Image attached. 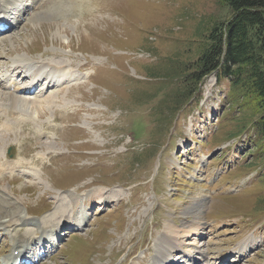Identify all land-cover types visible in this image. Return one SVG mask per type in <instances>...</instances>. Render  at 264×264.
I'll use <instances>...</instances> for the list:
<instances>
[{"label":"rangeland","instance_id":"1","mask_svg":"<svg viewBox=\"0 0 264 264\" xmlns=\"http://www.w3.org/2000/svg\"><path fill=\"white\" fill-rule=\"evenodd\" d=\"M52 1L45 16L27 9L18 27L0 35L4 104L14 92L40 112L16 107L25 111L16 112L22 122L10 131L0 121V206L6 198L28 221L68 232L58 246L43 245L38 264H158L166 253L185 264L182 252L196 251L223 264H235L234 255L237 264H264V159L259 147L252 151L251 126L237 134L245 114L229 100V80L213 71L187 101L172 104L181 79L170 71L196 57L200 24L226 19L228 5ZM23 3L8 6L15 12ZM46 63H63L71 86L24 94L33 82L26 76L20 92L6 88L8 75L20 81ZM79 64L86 66L78 71ZM13 66L21 67L17 77ZM4 207L0 219L13 211ZM86 208V225L72 230ZM12 223L0 230V264L16 232L41 235L37 225ZM241 245L247 251L236 255Z\"/></svg>","mask_w":264,"mask_h":264},{"label":"trees","instance_id":"2","mask_svg":"<svg viewBox=\"0 0 264 264\" xmlns=\"http://www.w3.org/2000/svg\"><path fill=\"white\" fill-rule=\"evenodd\" d=\"M220 2L228 5L229 16L218 22L202 21L196 57L169 73L181 79L172 104L187 101L202 79L216 71L218 78L229 80V100L245 114L235 127L237 134L251 126L252 151L259 147L258 155L264 159V0Z\"/></svg>","mask_w":264,"mask_h":264},{"label":"bare ground","instance_id":"3","mask_svg":"<svg viewBox=\"0 0 264 264\" xmlns=\"http://www.w3.org/2000/svg\"><path fill=\"white\" fill-rule=\"evenodd\" d=\"M16 1L17 0H0V26L2 25V23H5L6 21H8V18H10L11 14L13 13L8 5H12V4L16 3ZM18 1H20V0H18ZM27 1L29 2L28 4H21V5L16 4L15 5L16 7L14 9L16 11L14 12V16H12V17H14V21L17 24L16 25L17 27L22 23L21 21L24 20V16H22V15L25 12H27V9H29V8L30 9H34V8L37 9V7H39L41 10H40L38 15H40V13L41 14L43 13L42 15L45 16L46 15L45 13H47L50 9L48 7L49 4L50 3L52 4V2H53L52 0H45L43 3L39 2L40 0H27ZM80 1L82 2L83 0H80ZM80 1H79V3H80ZM29 14H30V12H29ZM48 14L50 16L52 15L51 13H48ZM67 18L68 17H65V19H67ZM18 23H20V24H18ZM11 30H12V26L9 24V27H5L4 30L0 31V35H4V34H6V32H10ZM62 64L63 63H46L45 65L41 64V65H43V68L34 67L33 69H31L30 72H28L25 76H22V78L20 79V83H22V79L24 77L28 76L30 78V76H32L33 82H31L29 85L23 87L22 89H20V91L24 94H32V93H35V90L37 89V87L41 86V85H44L45 91H47L53 87H56V86L64 85L68 81H69V85H70L72 79L70 77H68V73L66 71H64ZM70 65L72 66L71 63H70ZM85 66H86L85 64H79V65H76L75 68L78 71H81L82 69H84ZM18 68H21V67L13 66V69H12L13 72H17L16 73L17 75H19V72H20V71H18L19 70ZM77 70H74V71H77ZM26 81H23V82H26ZM42 82H43V84H42ZM19 88H21V87L17 86L14 90H17ZM20 91L17 90V92H20ZM60 92H61L60 88L57 90H54V92L49 94L47 97H45L44 100L47 103L52 104L55 102L53 100V98L55 99L56 95L59 94ZM8 94H9V96L7 98L9 100V105L6 103L8 106H6L4 104V100H6V99L1 97L2 95L0 94V105L5 106L4 108H2L0 110V121L2 119H6V122L4 121L5 123L3 124V131L4 130L6 131L8 129L10 131V129L12 127H14V125H18V124H20V122H22L20 120V118L14 117V115L16 114L17 111L19 112V115H20V111H25L26 109H31V110L35 109V113H37L38 117H40V112L36 109L37 106L35 107V105H33V104L30 105V103L28 102L29 100L27 101L23 97L16 95L14 92L8 93ZM19 106H20V108H22V106H23V109H25V110L17 109L16 107H19ZM7 117H10V119L7 120ZM5 162L6 163H4V164L8 163L7 160ZM5 172H6V166L0 165V176L5 174ZM103 199H105V198H103ZM5 201H6L5 203H7V204L4 206H7V207L9 206L10 210L13 209V211L11 210L12 212L10 213V215H8V213H5L6 218L0 219V230L4 229L6 231H9V228H12V226L14 225L12 222L17 221V220L18 221L20 220V223H19L20 225L27 224V223H30L32 225H37L36 222L33 221V219H31V221H28V219L25 217L26 212L23 209L18 211L19 212L18 213L17 212L18 208H17V206L15 207V204L10 203L9 200H7L6 198H5ZM101 204L106 205L107 202L103 201V202H101ZM4 206H0V214H1V212H7V211H5L6 209H4V208H6V207H4ZM87 211H88L87 208L84 209L81 217L79 219H75L72 221L71 228L73 227V229L79 230L84 225H86L87 220H88V215H89ZM61 216H63V215H61ZM7 217H9V219H7ZM15 217L17 220L12 219V218L15 219ZM37 226H38L37 230L41 231V235L35 239L34 238L24 239L23 237H22L23 238L22 239L18 235L20 232L19 233L16 232V234H17L16 238L18 239L17 244H14L16 246L14 248H12L11 252L8 255H6L7 257L5 256L6 258H3L2 264H24L26 260H27V262L35 260L34 263H38L42 257H41V254L38 253L37 248H33V245L36 242L38 244L46 243L47 237L50 235H51L50 239H52V243L58 244V242H59L58 238L66 235L65 233H67V232L64 233L62 231L59 233L58 227H56L57 225L54 226L53 228H51V227L50 228H47V227L43 228V227H40L39 225H37ZM197 227H198V225H195L194 227L191 226V229H193V230L190 229L191 230L190 235H193L196 233L195 230H198ZM55 238H56V241L53 242ZM176 251H178V250H176ZM245 251H247V248L245 246L241 245L238 247V251H235V254L236 255H238V254L242 255V253H244ZM174 252H175V250H174ZM182 253H183V256L180 259V261L185 262V264H199V263L200 264H209L210 261H211L210 264H222V261L216 262V260H217L216 257H212V258L208 259L207 255L205 254V251H202V252L196 251L195 253H197L198 255H194L191 253H184V252H182ZM170 254L171 253H169V254L166 253L165 255H162L161 256L162 260L158 261V264H181L179 262L175 263V261L172 259L174 254H171V260L172 261L170 262V257H169ZM239 260L240 259H236V256H235L233 258V260H231V261L234 262L235 264H237V262H239ZM203 262H205V263H203Z\"/></svg>","mask_w":264,"mask_h":264}]
</instances>
